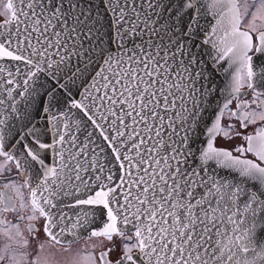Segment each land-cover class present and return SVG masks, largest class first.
<instances>
[{
  "label": "snow or ice",
  "instance_id": "obj_1",
  "mask_svg": "<svg viewBox=\"0 0 264 264\" xmlns=\"http://www.w3.org/2000/svg\"><path fill=\"white\" fill-rule=\"evenodd\" d=\"M0 109V264H264V0H0Z\"/></svg>",
  "mask_w": 264,
  "mask_h": 264
},
{
  "label": "flooded vegetation",
  "instance_id": "obj_2",
  "mask_svg": "<svg viewBox=\"0 0 264 264\" xmlns=\"http://www.w3.org/2000/svg\"><path fill=\"white\" fill-rule=\"evenodd\" d=\"M225 119H227V116L225 117ZM218 146H223V147H229L230 145L225 143V142H218ZM3 158L0 157V164H3ZM7 167L11 170L10 173L9 172H5L4 176L10 177V178H18V179H24V177H18V174L16 172L15 169V165L13 162H8ZM3 182V178H0V183ZM0 190H3L2 187H0ZM24 195L25 197H27L29 195L28 191L25 189L24 190ZM21 215H27V213H21ZM4 218H6L8 221H12L15 222L16 220V215L9 212V213H5L4 214ZM28 223L27 220L24 221L23 224H21V227L23 228L26 224ZM36 227L40 229V232L38 233L39 238L41 241H46L47 237L44 235L43 233V224H44V220L40 219L39 221L35 222ZM3 241V237H0V244H2ZM96 241L95 240H81L79 243H74L72 244L71 248L68 251H65L64 249H60L58 245H52L50 247H48L46 249L47 253H54L55 254V258L57 260H59L61 262V264H64V261L71 259L72 256H74L79 250L86 248L87 246H90L92 244H94ZM35 241H32V246H33V256L35 255V250H34V246H35ZM57 249H59V251H57ZM97 251H99V249H97Z\"/></svg>",
  "mask_w": 264,
  "mask_h": 264
},
{
  "label": "water",
  "instance_id": "obj_3",
  "mask_svg": "<svg viewBox=\"0 0 264 264\" xmlns=\"http://www.w3.org/2000/svg\"><path fill=\"white\" fill-rule=\"evenodd\" d=\"M226 63V62H225ZM223 66V65H222ZM215 82H216V84L218 85V86H222L223 85V83H224V80H223V74H220L219 76H217L216 77V80H215ZM0 111H3V109H0ZM209 115H210V113H209ZM209 117H208V115H206L205 116V119H208ZM14 163V162H13ZM15 165V164H14ZM25 178H27V174H25ZM24 178V179H25ZM69 239L71 238V237H68Z\"/></svg>",
  "mask_w": 264,
  "mask_h": 264
}]
</instances>
